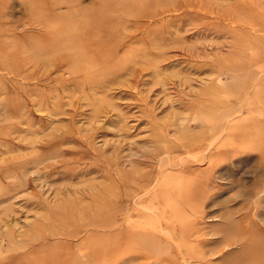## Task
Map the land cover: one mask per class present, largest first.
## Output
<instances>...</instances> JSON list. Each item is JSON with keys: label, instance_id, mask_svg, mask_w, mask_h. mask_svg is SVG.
Returning <instances> with one entry per match:
<instances>
[{"label": "rangeland", "instance_id": "obj_1", "mask_svg": "<svg viewBox=\"0 0 264 264\" xmlns=\"http://www.w3.org/2000/svg\"><path fill=\"white\" fill-rule=\"evenodd\" d=\"M57 1L75 64L0 0V264H264V0Z\"/></svg>", "mask_w": 264, "mask_h": 264}, {"label": "bare ground", "instance_id": "obj_2", "mask_svg": "<svg viewBox=\"0 0 264 264\" xmlns=\"http://www.w3.org/2000/svg\"><path fill=\"white\" fill-rule=\"evenodd\" d=\"M27 4L28 8V14L30 16L29 18V24H33L34 26H39L37 28H40L42 33V38L37 40L36 44V50L43 51H58L62 53L61 58L63 60H69L70 62L68 65L77 63V60L86 55V51H90V48L87 46H82L81 41L79 38L73 37L71 34L77 35V37H80L84 34V36H88L90 34H96L98 36L100 32V25L98 23L96 24H89V23H81L80 26H71L70 24L62 25L59 23H55L52 20H49L50 13L48 12V8L54 7L57 0H24ZM58 2V1H57ZM257 4V2H256ZM258 5V4H257ZM48 6V7H47ZM261 6V5H260ZM262 7V6H261ZM47 8V9H46ZM260 8V7H259ZM257 8V10L259 9ZM255 9V7H254ZM48 10V11H46ZM14 11V10H13ZM245 11H248V9ZM255 11V10H254ZM240 14H237L234 18L231 20L234 22H237L239 24H249L250 27L253 29H257L259 31H262L264 34V8H260L259 14H256L255 16H252V14H245L243 17L240 16ZM135 27V26H133ZM85 30V32H84ZM256 31V30H254ZM153 32V31H152ZM262 36V35H261ZM256 37V36H255ZM40 38V37H39ZM257 38V37H256ZM262 40V37H260ZM94 45H92L91 49L96 52V49L99 50V43H100V34L97 38H94ZM259 39V37H258ZM260 40V41H261ZM264 40V39H263ZM96 41V42H95ZM264 41H262L263 43ZM154 43V42H153ZM258 44V43H257ZM255 46V45H253ZM116 49V48H115ZM138 49V48H136ZM247 49V48H246ZM112 50V48H111ZM110 50V51H111ZM109 51V53H110ZM137 51V50H136ZM147 51V50H146ZM134 52V51H133ZM135 53V52H134ZM139 53V52H138ZM141 54V53H140ZM40 56V55H39ZM3 57V56H2ZM42 57V56H41ZM133 57V56H132ZM141 57V56H140ZM4 58V57H3ZM91 64L96 66L97 64L101 63L102 60L99 58L96 59V57H90ZM43 58L37 59L35 62L37 64L40 63H46V60H42ZM129 59V58H128ZM135 59V58H134ZM137 59V58H136ZM61 61V59L59 58ZM38 61V62H37ZM57 60H54L51 62V64H54ZM40 62V63H39ZM129 62V61H128ZM127 62V63H128ZM141 62V61H140ZM135 63V62H134ZM144 63V62H143ZM142 63V64H143ZM154 64V63H153ZM25 65V64H24ZM128 65V64H127ZM134 65V64H131ZM141 65V63H140ZM32 66V65H31ZM60 66V65H59ZM73 69L70 71V73H78L80 72L81 68L83 66L77 64L73 65ZM139 66V65H138ZM144 66V64H143ZM24 67V66H23ZM44 67V66H43ZM135 67V66H134ZM259 67L262 69L264 67V64L261 62L259 63ZM11 68V67H10ZM126 68V66H125ZM124 68V69H125ZM35 69V66H34ZM143 69V68H142ZM40 70V69H39ZM85 70V69H83ZM132 72V71H131ZM32 73V72H31ZM42 75V74H41ZM75 76V74H73ZM97 76V75H96ZM102 77V76H101ZM94 78V77H93ZM103 78V77H102ZM109 78V77H108ZM117 79V78H116ZM91 80V79H90ZM89 80V81H90ZM101 80V79H100ZM87 81V80H86ZM94 81V80H93ZM91 82V81H90ZM204 82V81H203ZM74 83V82H73ZM89 83V82H88ZM98 83V82H97ZM125 83V82H124ZM163 83V82H162ZM77 84V83H76ZM87 84V83H86ZM90 84V83H89ZM206 84V83H205ZM93 85V84H92ZM97 85V84H96ZM94 86V85H93ZM103 86V85H102ZM107 86V85H106ZM208 87V86H207ZM101 91V90H100ZM104 91V90H103ZM51 93V92H50ZM71 94V93H70ZM215 96V95H214ZM74 97V96H73ZM70 101V100H69ZM103 109V108H102ZM195 117V116H194ZM179 119V118H178ZM190 124V123H189ZM34 161V160H33ZM39 162V161H38ZM144 178V177H143ZM103 180V179H102ZM128 180V179H127ZM86 184V183H85ZM81 186V185H80ZM82 187V186H81ZM94 187V186H93ZM102 187V186H101ZM142 187V186H141ZM77 188V187H76ZM127 221V220H126ZM35 259V258H34Z\"/></svg>", "mask_w": 264, "mask_h": 264}]
</instances>
